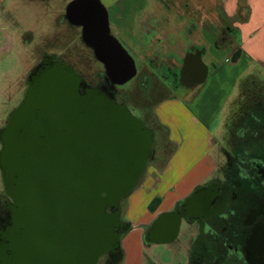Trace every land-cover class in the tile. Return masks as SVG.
<instances>
[{"label":"water","instance_id":"95a60500","mask_svg":"<svg viewBox=\"0 0 264 264\" xmlns=\"http://www.w3.org/2000/svg\"><path fill=\"white\" fill-rule=\"evenodd\" d=\"M91 3L100 5L71 2L68 18L79 13L85 42L113 83L124 85L137 75L135 61L108 36L106 13L98 19ZM41 79L0 130L3 183L18 196L16 221L23 228L16 229L13 254L3 264H97L121 247L119 205L146 169L154 132L103 91L82 93L81 78L64 64L44 71ZM30 109L43 116L34 129H18Z\"/></svg>","mask_w":264,"mask_h":264},{"label":"flooded vegetation","instance_id":"af4514ba","mask_svg":"<svg viewBox=\"0 0 264 264\" xmlns=\"http://www.w3.org/2000/svg\"><path fill=\"white\" fill-rule=\"evenodd\" d=\"M41 1L47 4L49 0ZM73 1L75 0H59L60 11L54 16L55 24L68 34L70 44L73 43L74 47L83 50L86 62H96L102 69L92 74H84L76 66L77 63L70 64L64 57H57L48 52L38 53L23 79L17 104L8 111L4 110L6 112L0 117V130L10 123L11 116L20 108L29 87L41 84L43 72L53 68L57 63L66 65L79 75L82 93L91 89L101 90L140 118L138 114L142 110L135 111L138 113L136 114L127 104L126 94L122 92L124 85L113 83L106 65L98 58L95 49L85 42L84 26L77 24L79 13L76 15L77 18L75 16L72 19L68 18L67 9ZM99 2V7L91 3L89 9L95 10L96 17L100 20L105 18L106 13L108 36L118 41L134 59L137 75L132 80L139 77L140 64L145 69L142 77L144 79L149 77L147 81L139 80V87L145 93L144 98L150 100L152 94L150 89L154 86V78L150 76L149 71L158 83L167 88L166 90L168 88L185 90L182 82L188 80L189 73L193 74L195 67L199 68L197 57L201 52L199 48L188 49L186 36L189 23L203 14L214 18L211 9L207 10L201 0H99ZM84 13L90 12L87 9L82 11L81 15ZM175 20L179 21L178 26L172 23ZM127 27L130 28L129 31ZM97 28L95 30L99 31ZM173 48H176V51L184 50L185 55L179 56ZM191 51L194 55L189 56ZM185 65L188 67L186 76L184 75L181 80L180 72ZM23 114L18 125V129L22 130L34 129L35 121H39L43 116L37 109L27 110ZM141 120L145 127L154 132L145 120ZM235 128L229 132L230 149L224 151L226 162L221 171L198 185L170 209L158 212L146 224L143 232L146 247L174 246V253L180 255L179 247L182 246V241H186L188 249L184 252V261L180 264H264V126L257 130ZM1 149L0 140V151ZM157 156L161 159L154 140L149 161L155 160ZM0 177L3 182L1 170ZM2 184L0 264L13 254L16 229L19 228L20 233L23 232L21 223L16 221L21 208L18 196L12 191L7 193L4 183ZM156 199L159 198H154L153 201ZM121 210L123 212V208ZM107 212L111 213L112 210L108 208ZM130 228L127 221L118 228L120 241ZM121 248L107 251L97 264L101 261L103 264H121L124 258V251ZM172 253L170 252L171 255Z\"/></svg>","mask_w":264,"mask_h":264},{"label":"crops","instance_id":"0c3cea01","mask_svg":"<svg viewBox=\"0 0 264 264\" xmlns=\"http://www.w3.org/2000/svg\"><path fill=\"white\" fill-rule=\"evenodd\" d=\"M201 1L207 10L211 9L214 18L203 14L192 19L186 36L188 49H201L197 57L199 68L195 67L194 73H189L188 80L182 82L185 90L176 88L164 90V96L152 108L157 124L166 132L168 144L173 148L165 159L169 161L165 165L164 171L161 172L163 176H166V179L162 188L159 187V184H163V179H160L159 183L150 189L138 186L133 191L129 206L124 210L125 221L131 225V229L126 233V239L131 235H136L139 244V247L137 244L139 258L138 260L131 258L129 250L127 251L125 248L121 264H147L145 258L147 251H151L155 256L154 264H158L159 260L164 261L165 255L161 257L156 253V250L161 246L151 248L145 246L144 227L158 212L170 209L175 203L186 197L193 188L205 182L218 170L219 163L216 160L220 159L211 152L215 151L218 145L222 146L219 143L220 140L224 142V138L221 136L225 129V115L218 125L220 129L217 130V137L212 132L213 124L220 116L219 112L226 109L225 105H228L230 100L231 104L234 99L238 98L239 86L246 78L260 77L264 79V0ZM42 3L41 0H0V60L5 59L14 43L27 44L23 37L29 30L20 33V38L17 39V35L12 31L13 16L18 11H25L26 5L35 4L40 9ZM172 23L178 26L179 21L175 20ZM207 25H213L215 31L205 30ZM173 49L176 51V48ZM176 52L179 56L185 55L184 50L177 49ZM217 54H223L225 59L221 61L222 56L218 57ZM190 55H194L192 51L189 53ZM189 56L187 57L190 58ZM218 60H220L218 67L212 69ZM26 67L27 65L20 77H25ZM187 68V65L182 68L181 80L184 75L186 76ZM205 74H207L205 80L198 83ZM17 84L13 89H10L9 94L15 95L22 91L23 83L21 82L19 86ZM221 100L224 104L222 102V106H218ZM210 103L212 106L209 105ZM195 111L197 115L194 113ZM158 157L155 160H160ZM177 160L183 164V167L177 169L176 172H171L169 177L168 171ZM202 160L210 162L211 168L205 172L201 168ZM158 174L154 172L145 175V185L148 178L149 180L158 178ZM191 178L194 179L189 181ZM194 180L196 181L194 182ZM154 198H159L161 201L156 210L150 208ZM134 205L135 208L140 205L141 213L139 215H136L137 211H134ZM163 248L168 255L164 264H178L177 257L183 255L188 246L185 243L179 247L180 255L174 253V246L168 245ZM170 252H173L172 255Z\"/></svg>","mask_w":264,"mask_h":264},{"label":"rangeland","instance_id":"374dc122","mask_svg":"<svg viewBox=\"0 0 264 264\" xmlns=\"http://www.w3.org/2000/svg\"><path fill=\"white\" fill-rule=\"evenodd\" d=\"M46 2H43L41 5V10L39 9L38 5L30 4L26 5L25 11H18L16 15L13 16L14 18V27L13 32L17 35V39L20 38V33L26 32L29 30V32L23 37L24 41H26L27 44L24 43H14V46L12 47V50L7 54L4 60H0V117L6 112L4 110L7 109V111L11 108H13L20 96V93H17L15 95H11L8 92L10 89L15 87V84L19 86L21 84L22 78L20 75L24 72V68L27 65L28 71L30 66L34 63V60L36 59V55L40 52H48L49 54H54L57 57H64L70 64L77 63L76 65L81 72L84 74L97 72L99 69H102L96 62H86L84 59V52L81 48L74 47L73 43L70 44V39L68 38V34H65L64 30H60L57 28L55 24V15L58 14L60 11L59 7V0H49ZM41 13V14H40ZM210 32L215 31V27L213 25H207L206 26ZM127 30L129 31L130 28L127 27ZM199 31V30H198ZM197 31V32H198ZM23 46H22V45ZM23 47V48H22ZM218 57L222 56V59H225V56L223 54H217ZM230 57V56H226ZM220 63V60L215 62V66H212V69L215 67H218ZM141 65V64H140ZM139 65V71L138 78L129 81L128 83L124 84V87H122V92H124L127 97V104L130 106L131 111H137L142 110V112L136 113L140 116V119L145 120L147 125L149 127H152L155 132V146L157 150H159V155L161 156L160 160H151L147 163L146 169L143 173V175L138 180L135 188L133 191L138 187L142 186L144 189H150L153 187V185H156L159 183V180L163 179V184H159V187L162 188L166 179V176H163L161 174L162 171H164L165 165L169 160L167 159V156L171 153L173 148L168 144L167 141V134L166 132L159 127L157 124L154 115H153V106L154 104L160 100L164 96V90L165 87L158 83L152 73L149 71L148 73L152 78H154V86L151 87V98L150 100H147L144 98V92L139 87V80L140 81H147L149 80V77H142L145 73V69ZM229 66V65H227ZM20 77V79H19ZM247 79V78H246ZM255 81L258 82L260 86L263 87V93H264V79H261L260 77H255ZM243 82V81H242ZM241 82V83H242ZM172 87V86H171ZM21 95V94H20ZM19 96V97H18ZM231 101V100H230ZM230 101L226 107V109L222 112H219L220 116L217 118L215 123L213 124V135L217 137V130L220 128L218 127L220 121L225 115V129L224 133L221 136V138H224V142L220 140V145L216 143L217 148L215 151H212L211 154H214L216 157H218L220 160H216L219 163L220 170H217L213 176L217 175L221 171V167L225 165V153L224 151L228 148L230 149V134L229 132L235 127L237 123L240 122L242 117L245 114L244 107L245 105H249V101L247 100V96L245 93H243L241 84L239 86V96L235 100H233L230 104ZM223 100H221L218 104L222 106ZM224 104V102H223ZM230 104V105H229ZM212 106V104H209ZM196 115L199 113L197 110L194 112ZM157 131V132H156ZM224 136V137H223ZM228 149V150H229ZM156 152V149H155ZM208 160H202L201 162V168L203 169V172L205 170H209L211 167L209 166ZM183 167V164L180 163L179 160L176 162L174 161L173 165L171 166V169H169V177L171 176V172H176L177 169H180ZM153 168V169H152ZM218 168V169H219ZM152 169V170H151ZM156 170V171H155ZM159 173L157 176L158 178H151L148 182L144 183L145 181V175H148L149 173ZM194 178L189 179V181H192ZM196 179V178H195ZM196 180H194L195 182ZM2 179L0 177V190H2ZM193 188L191 192L194 190ZM126 198H124L120 203V211H121V220L124 222L126 220L124 215V210L129 206L130 198H132V193ZM135 194V193H134ZM134 196V195H133ZM123 208V212L121 210ZM136 212V215H139L141 213L140 205L133 206ZM140 211V212H139ZM125 241V244H124ZM186 241H182V246L185 244ZM138 241L136 235H131L126 239V234L121 239V249L125 251V248L127 251L129 250V254L131 258H136L138 260L139 253H138V247H137ZM165 248L161 246L160 249L156 250V253L159 254V256L165 255L164 261H167V254L164 251ZM145 258L147 260V264H154L155 256L151 253V251L145 252ZM177 262L180 264V261H184V255H180L177 257ZM164 261H158V264H164ZM125 263V261H124ZM174 263V262H173ZM100 264H103V261H101Z\"/></svg>","mask_w":264,"mask_h":264},{"label":"trees","instance_id":"16d2710c","mask_svg":"<svg viewBox=\"0 0 264 264\" xmlns=\"http://www.w3.org/2000/svg\"><path fill=\"white\" fill-rule=\"evenodd\" d=\"M241 87L243 93L247 96V100L249 101V105H245L244 109L245 114L241 121L235 125V129L244 128L253 130H257V128H261L264 126V93L263 87L255 81V78H248L241 83ZM264 151V149H263ZM160 200H154L150 208L155 210L159 205ZM130 225V224H129ZM131 226V225H130ZM131 229V228H130ZM128 232V231H127ZM125 235V234H123Z\"/></svg>","mask_w":264,"mask_h":264}]
</instances>
